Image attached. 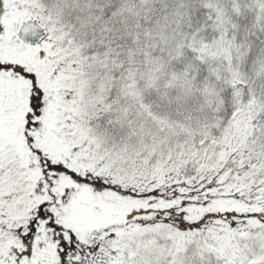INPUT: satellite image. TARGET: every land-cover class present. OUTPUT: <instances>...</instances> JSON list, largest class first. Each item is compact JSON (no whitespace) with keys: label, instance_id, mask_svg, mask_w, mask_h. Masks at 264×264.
<instances>
[{"label":"snow or ice","instance_id":"6c2138e0","mask_svg":"<svg viewBox=\"0 0 264 264\" xmlns=\"http://www.w3.org/2000/svg\"><path fill=\"white\" fill-rule=\"evenodd\" d=\"M0 264H264V0H0Z\"/></svg>","mask_w":264,"mask_h":264}]
</instances>
